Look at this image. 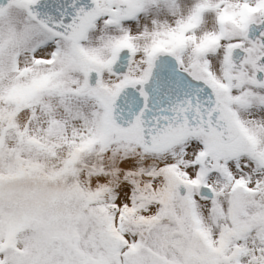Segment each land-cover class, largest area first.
Instances as JSON below:
<instances>
[{"label":"snow or ice","instance_id":"snow-or-ice-1","mask_svg":"<svg viewBox=\"0 0 264 264\" xmlns=\"http://www.w3.org/2000/svg\"><path fill=\"white\" fill-rule=\"evenodd\" d=\"M0 264H264V0H0Z\"/></svg>","mask_w":264,"mask_h":264}]
</instances>
